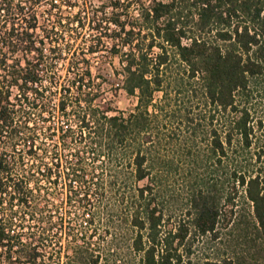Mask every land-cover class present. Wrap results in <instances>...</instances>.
I'll list each match as a JSON object with an SVG mask.
<instances>
[{"label":"trees","instance_id":"obj_1","mask_svg":"<svg viewBox=\"0 0 264 264\" xmlns=\"http://www.w3.org/2000/svg\"><path fill=\"white\" fill-rule=\"evenodd\" d=\"M224 229L202 264H264V0H0V264H199Z\"/></svg>","mask_w":264,"mask_h":264},{"label":"rangeland","instance_id":"obj_2","mask_svg":"<svg viewBox=\"0 0 264 264\" xmlns=\"http://www.w3.org/2000/svg\"><path fill=\"white\" fill-rule=\"evenodd\" d=\"M110 59L111 60H109L106 69L110 73V76H113L115 71L120 68L119 59L117 56H114ZM176 72L177 71L175 69L174 71H172L173 74H176ZM170 76H172V74ZM118 78H120V76H118ZM168 91H170L171 94H169L167 99L173 102L174 97L171 87L168 88ZM106 94L108 97L112 98L113 105L118 109L127 110L132 108L136 103V99L134 97L128 96L123 89H119L117 94L113 96L111 87L107 85ZM169 119L170 118L166 117L164 123H166L167 125L166 131H168L167 133L172 135V139L170 138L171 142H168L169 138L167 137L163 139L159 144L158 152L162 156L173 157L175 162H177V169L175 171L173 170L172 173L166 177L165 182L166 199L168 202L167 211L171 214V220L174 221L176 217H179V215H181V210L185 205L187 195L185 171L190 159L188 157L186 146L183 145L182 142L181 144H178L183 135H185L186 133L185 130H183L184 125H181V130L183 131L180 132L176 128V122L178 121V119H174L173 122H170L171 120ZM173 130H176V132L173 133ZM176 134H179V136ZM191 143L196 146L194 150L198 149L200 150V152H203L206 148V141L201 135L197 136L194 141H191ZM233 247L234 251H241L243 248L242 245H237L235 243V240H233V235L229 234V232L224 229L220 234V239L215 242L210 243L209 241H206L205 238H200L196 242L194 259H196L199 264H202L208 257H216L219 255L224 256V253H230L231 251H233ZM124 249H126V247H124ZM129 264H137V259H131Z\"/></svg>","mask_w":264,"mask_h":264}]
</instances>
